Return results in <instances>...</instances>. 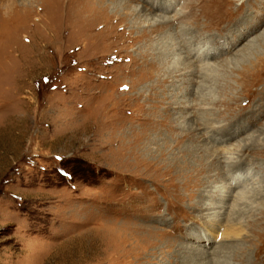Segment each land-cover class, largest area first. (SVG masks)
<instances>
[{
    "label": "rangeland",
    "instance_id": "1",
    "mask_svg": "<svg viewBox=\"0 0 264 264\" xmlns=\"http://www.w3.org/2000/svg\"><path fill=\"white\" fill-rule=\"evenodd\" d=\"M18 1L0 0V264H264V0ZM148 112L177 129L142 135ZM190 147L220 168L184 188Z\"/></svg>",
    "mask_w": 264,
    "mask_h": 264
},
{
    "label": "bare ground",
    "instance_id": "2",
    "mask_svg": "<svg viewBox=\"0 0 264 264\" xmlns=\"http://www.w3.org/2000/svg\"><path fill=\"white\" fill-rule=\"evenodd\" d=\"M6 1V0H5ZM9 1V0H8ZM121 1H123V3H126L128 0H121ZM10 2H11V4L13 5V6H16L17 5V3H20L21 5H24L25 3L23 2V1H13V0H10ZM155 7V6H154ZM157 7V6H156ZM219 13V17H218V19L219 20H221L222 19V15L220 16V12H218ZM221 13L222 14H224L222 11H221ZM208 15H209V13H207ZM213 17H214V15H213ZM170 17H166V16H159V19H157L156 21H158V23H159V25H160V23H169L170 22ZM155 21V22H156ZM248 27H250V25L248 26ZM245 35V34H244ZM202 46V45H201ZM203 47V46H202ZM202 47H195L196 49L192 52V51H188V53L192 56H195L196 57V59L198 58V59H200L201 57H202V59L201 60H203V58L205 59V58H207L208 57V55H209V50H207L206 48H202ZM198 49V50H197ZM199 49H203V50H199ZM192 59H194V58H192ZM197 59V60H198ZM196 60V61H197ZM152 78V77H151ZM154 85H156V84H154ZM203 85H204V88H203ZM202 88H203V90H205V89H207V85H205V84H201L200 86H199V91H198V96H199V94H200V97H203L204 98V94H205V92H203V90H202ZM151 100V99H150ZM153 100V99H152ZM158 100V99H157ZM155 109V108H154ZM152 112V111H151ZM148 114H150V112H148L147 114H145L144 116H143V118L146 120V122H144L143 123V126L141 125V129H142V135H146V134H151V133H158V132H160V131H162L163 130V128L164 129H166L169 133H171L172 131H174L175 129H177V125L175 126L174 124H173V119L168 115V114H166V113H164V114H159V116H160V118L161 119H158L157 117V119H152L151 118V116L150 115H148ZM146 116V117H145ZM183 117V116H182ZM165 118H166V120H165ZM165 121V122H164ZM180 127V126H179ZM192 127L191 126H189V127H187L184 131H183V133L181 134V137L182 136H184V135H186V134H191L192 133V129H191ZM179 129V128H178ZM138 130V129H137ZM182 130V129H181ZM171 135V134H170ZM179 136V135H178ZM166 139V138H165ZM196 152L197 151H195V150H193V148H187L186 150H185V157H190L188 160H185L183 157H181V160H178V157H176L175 158V160H174V164H173V169H175V175H173L172 174V176L171 177H169V179H178V177H179V175L181 176H183V172H181V170L182 169H184V168H186L187 170V174H186V176H185V179L183 180V185H182V187H184V188H188L189 186H191V185H189L190 183H192V181H191V175L193 174V168H194V166L197 164V165H202L203 167H204V170H205V168H212V167H216V169H218V168H220L219 167V165H217V164H213V163H204L203 162V154H201L200 156H198V157H196V160H192V162H191V157H194L195 155H196ZM178 160V161H177ZM235 161V160H234ZM233 160H229V161H227L226 163H225V165L226 166H228V167H239L238 166V161H236V162H234ZM222 168V167H221ZM167 169V168H166ZM177 169H179V170H177ZM169 170V169H168ZM168 170H164V173L165 172H167ZM220 170V169H219ZM174 171V170H173ZM172 171V172H173ZM205 172H206V170H205ZM239 184H240V181H238V180H233V185H230V184H228L229 185V187H230V190H231V187H237V186H239ZM188 190V189H187ZM227 192L228 191H226V192H224V191H222L220 194H218V196L220 197V202H218L217 201V203L216 202H213V203H211V205L209 206V205H206V207H205V214L207 215V217L208 218H210L212 215H214V214H216V216H221V217H223V213H224V211L227 209L226 208V205H225V203H226V201H225V203H224V199L225 198H230L229 196H231V194L230 195H228L227 194ZM231 192V191H230ZM217 196V197H218ZM240 197V196H239ZM223 201V202H222ZM227 204V203H226ZM261 246V244H259V245H257L256 246V250L255 251H257L258 249H259V247ZM263 247H264V245H263ZM264 250H262V252H263ZM256 259H258V258H256Z\"/></svg>",
    "mask_w": 264,
    "mask_h": 264
},
{
    "label": "snow or ice",
    "instance_id": "3",
    "mask_svg": "<svg viewBox=\"0 0 264 264\" xmlns=\"http://www.w3.org/2000/svg\"><path fill=\"white\" fill-rule=\"evenodd\" d=\"M126 87V86H125Z\"/></svg>",
    "mask_w": 264,
    "mask_h": 264
}]
</instances>
